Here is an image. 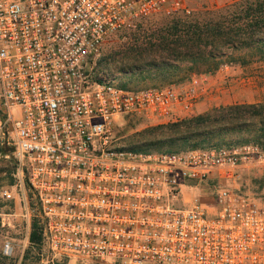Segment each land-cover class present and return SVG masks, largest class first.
<instances>
[{
    "label": "built area",
    "instance_id": "1",
    "mask_svg": "<svg viewBox=\"0 0 264 264\" xmlns=\"http://www.w3.org/2000/svg\"><path fill=\"white\" fill-rule=\"evenodd\" d=\"M191 13L186 0H0L2 127L47 264H264V145L133 152L113 137L126 117L195 115L216 72L125 88L89 67L133 21Z\"/></svg>",
    "mask_w": 264,
    "mask_h": 264
},
{
    "label": "rangeland",
    "instance_id": "2",
    "mask_svg": "<svg viewBox=\"0 0 264 264\" xmlns=\"http://www.w3.org/2000/svg\"><path fill=\"white\" fill-rule=\"evenodd\" d=\"M186 1L192 9L190 15L173 18L150 17L135 20L126 25L120 32L104 42L99 53L92 56L89 67L93 72L107 74L112 77L118 85L126 84L130 88L164 84L180 85L179 83L200 75L192 73L190 74L191 76H187L189 74L184 71H177L173 75L166 72L161 75L153 70L147 73H140L138 68H134V66H141L144 61L158 58L161 53L157 52L156 55L147 53L149 45L158 44L161 41V37L166 35L171 28L175 26L183 27L186 22L193 20H198L201 24H205L210 20L224 19L225 17L231 20L234 11L246 6L245 0ZM240 21L246 23L247 19L241 17ZM251 52H256V55L250 57ZM219 53L232 54L233 56L247 55V60L249 59L250 62L246 65H221L217 70L220 71L218 77L222 83L221 88L215 82L219 91H215L216 96L211 100V105L202 111H196L195 114H202L215 108L231 105L264 102V54L261 57L256 50L251 51L245 48L234 50L227 46L221 47ZM184 64H182V67H185ZM126 72L132 75H126ZM3 122L4 117L0 112V264H47L44 260H41L42 256H44L42 246L31 245L27 240L29 230L27 219L24 216L25 205L28 204L32 207V203L34 204L35 200L26 184L23 185V188L17 185V174L14 167L16 164L13 157L10 154H6L9 145H7L6 137L4 136ZM157 125L146 121L145 118L126 117L117 122L113 137L116 144L122 148H145V144L150 141L147 131ZM263 129L264 125L255 122L250 125V128L235 130L232 135L214 136L204 142L205 144H213L218 141L231 142L238 139H247L251 138L255 133H261ZM178 146L156 145L146 148L174 150L179 148ZM214 183V180L211 179L208 184H204L200 189L203 201H211ZM5 190H8L11 198L8 199L3 195ZM192 196L193 193L188 192L189 199ZM6 243H9L12 247L8 254L4 253ZM54 264L75 263L61 260L54 262Z\"/></svg>",
    "mask_w": 264,
    "mask_h": 264
},
{
    "label": "trees",
    "instance_id": "3",
    "mask_svg": "<svg viewBox=\"0 0 264 264\" xmlns=\"http://www.w3.org/2000/svg\"><path fill=\"white\" fill-rule=\"evenodd\" d=\"M246 6L234 11L232 19H219L208 21L205 24L198 20L186 22L183 27L175 26L161 37L158 44L149 45L148 54L161 53L158 58L144 61L138 68L140 73L157 71L161 75L166 72L172 75L182 72L190 74H213L223 64L246 65L247 55L219 53L221 47L249 49L264 54V0H245ZM241 17L246 18L242 23ZM256 55L251 52L250 57ZM185 63V67L182 64ZM187 65V66H186ZM126 75L131 76L132 74ZM189 80V79H188ZM188 80L181 82L183 84ZM176 84H164L166 86ZM121 87H127L121 84ZM148 87V86H146ZM257 122L264 125V102L257 104H239L215 108L211 111L195 114L179 122L160 124L147 131L150 141L144 147L126 149L133 152H176L188 149H204L230 145L257 144L264 145V129L255 133L251 138L238 139L231 142H215L205 144V140L214 136L232 135L235 130L250 128ZM148 138V139H149ZM166 145L171 147L179 145L174 150H154L146 147ZM125 149V148H123ZM6 154L12 153L7 148ZM14 160V159H13ZM15 162V160H14ZM16 164V162H15ZM17 168V165H14ZM13 185V184H11ZM34 207V204L32 203ZM43 224L40 218L33 215L30 223L28 241L31 245H42ZM67 262V261H66Z\"/></svg>",
    "mask_w": 264,
    "mask_h": 264
},
{
    "label": "crops",
    "instance_id": "4",
    "mask_svg": "<svg viewBox=\"0 0 264 264\" xmlns=\"http://www.w3.org/2000/svg\"><path fill=\"white\" fill-rule=\"evenodd\" d=\"M219 74H220V71H217V72L215 73V75H219ZM215 96H216V94H213V95L209 96L208 99L202 101V102L198 105V109H197V111H202L203 109L209 107V106L211 105V100H212L213 97H215ZM188 198H189V197H188ZM211 201H212V198H211ZM211 201H209V202H211Z\"/></svg>",
    "mask_w": 264,
    "mask_h": 264
}]
</instances>
